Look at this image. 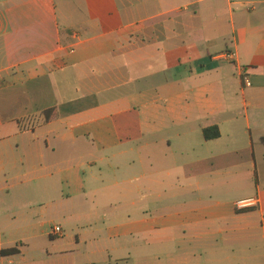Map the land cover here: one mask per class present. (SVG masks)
<instances>
[{"label": "crops", "instance_id": "0c3cea01", "mask_svg": "<svg viewBox=\"0 0 264 264\" xmlns=\"http://www.w3.org/2000/svg\"><path fill=\"white\" fill-rule=\"evenodd\" d=\"M263 138L264 0H0V264H264Z\"/></svg>", "mask_w": 264, "mask_h": 264}, {"label": "built area", "instance_id": "2783aa9c", "mask_svg": "<svg viewBox=\"0 0 264 264\" xmlns=\"http://www.w3.org/2000/svg\"><path fill=\"white\" fill-rule=\"evenodd\" d=\"M228 59H233V56L231 54L226 56ZM260 200L257 197L253 198H247V199H242L239 200L235 206L238 210L240 211H247V210H252L255 209L259 206ZM53 233L55 235H61V228L60 227H55L53 229Z\"/></svg>", "mask_w": 264, "mask_h": 264}, {"label": "trees", "instance_id": "16d2710c", "mask_svg": "<svg viewBox=\"0 0 264 264\" xmlns=\"http://www.w3.org/2000/svg\"><path fill=\"white\" fill-rule=\"evenodd\" d=\"M47 118L45 120L49 121L50 117H48V114L46 113ZM204 137L206 141H212L216 140L220 137V131L217 127L214 128H207L204 130ZM261 143L264 145V138L261 140ZM3 256L5 255H14L17 254V251L15 249L2 251L1 253Z\"/></svg>", "mask_w": 264, "mask_h": 264}, {"label": "rangeland", "instance_id": "374dc122", "mask_svg": "<svg viewBox=\"0 0 264 264\" xmlns=\"http://www.w3.org/2000/svg\"><path fill=\"white\" fill-rule=\"evenodd\" d=\"M61 21H62V19H61ZM58 226H60V225H58ZM53 228H55V227H53Z\"/></svg>", "mask_w": 264, "mask_h": 264}]
</instances>
